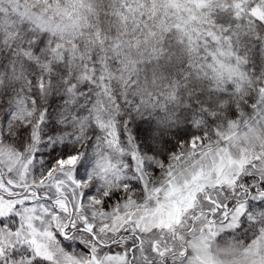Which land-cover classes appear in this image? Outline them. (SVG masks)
Masks as SVG:
<instances>
[{
  "label": "snow or ice",
  "instance_id": "obj_1",
  "mask_svg": "<svg viewBox=\"0 0 264 264\" xmlns=\"http://www.w3.org/2000/svg\"><path fill=\"white\" fill-rule=\"evenodd\" d=\"M0 264H264V0H0Z\"/></svg>",
  "mask_w": 264,
  "mask_h": 264
}]
</instances>
